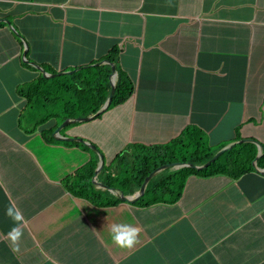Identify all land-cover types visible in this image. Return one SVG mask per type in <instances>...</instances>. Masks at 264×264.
Segmentation results:
<instances>
[{
	"label": "crops",
	"instance_id": "0c3cea01",
	"mask_svg": "<svg viewBox=\"0 0 264 264\" xmlns=\"http://www.w3.org/2000/svg\"><path fill=\"white\" fill-rule=\"evenodd\" d=\"M205 1L0 0V264H264V173L255 168L238 179L190 176L181 200L172 205L181 223L170 217L166 203L150 209L132 202L108 207L123 195L116 182L121 173L111 163L132 145L175 148L173 143L184 139L190 151L199 149L197 155H202L220 150L239 134L264 145L263 122L251 128L248 121L250 128L229 132L225 121L215 130V119L261 114L252 74L242 73L248 59L252 71L256 59L264 68V45H255L264 40V0H232L218 28H191L189 18ZM15 32L26 40H16ZM116 47V61L107 60ZM206 55V71L200 73ZM115 70L120 77L124 72L134 89L127 101L104 114L106 128L117 136H104V127L95 132L92 122H80L75 129H62L57 135L62 140L56 142L58 119L64 123L90 116L72 104L88 100L89 92L95 102L106 103ZM13 78L30 85L20 88ZM198 80L200 91L207 93L213 85L237 86L235 101L245 103L248 111L204 109L205 97L192 89ZM84 81L91 86L76 94V84ZM63 82L75 86L64 91ZM185 84L188 90L170 88ZM20 89L34 102L32 111L17 94ZM40 116L45 118L34 124ZM81 125L88 137L80 134ZM6 133L21 142L8 141ZM100 151L103 168L91 183L105 208L87 199L92 194L84 195L87 186L81 188L86 178L81 182L77 176ZM170 174L152 177L160 198L165 183L174 181L167 178ZM176 182L178 190L182 182ZM9 200L25 219L16 251L8 238L13 227L5 215ZM123 213L128 216L122 218ZM113 223L138 227L139 242L132 248L117 246L109 229ZM25 256L29 258L23 261Z\"/></svg>",
	"mask_w": 264,
	"mask_h": 264
},
{
	"label": "trees",
	"instance_id": "16d2710c",
	"mask_svg": "<svg viewBox=\"0 0 264 264\" xmlns=\"http://www.w3.org/2000/svg\"><path fill=\"white\" fill-rule=\"evenodd\" d=\"M217 5L219 7H223L225 10H228L230 6H232V0H228L226 4H223L221 0H217ZM119 54H120V50L119 48L116 47L114 50H111V55L107 58V60L115 62ZM83 70L87 71L85 69ZM75 76L76 74L70 77H75ZM91 83L90 81L77 83L75 87L76 94L77 92L81 91L80 88L87 91V88L91 86ZM63 84L65 85L64 91H67V88H72V86H75L68 84L67 82H63ZM53 88L54 87L52 86V89ZM133 92L134 89L133 86L131 85L130 79L127 77V75L124 72H122L120 80L116 87V94L114 96V101L112 106H117L121 103H124L133 95ZM89 93L91 95V92ZM90 95L88 100L83 99L79 102H76L72 104L70 108L75 109L78 106L86 113L95 114L100 110L103 103L98 105L94 101L93 97ZM54 99L58 100L60 98L57 97ZM76 99L77 97L75 96V100ZM176 143L177 145L175 148H173L172 145L171 146L164 145L159 147L132 145L131 162L126 163L127 167H125L123 170L124 174H121V178L119 180L118 179L116 180V182H118L117 185L121 187L124 193L128 194L130 193V189L135 187L136 183H137V188H139L153 169H155L161 164L169 162L170 159L172 158L175 159L178 155L180 156L181 161L192 163L195 165H201L211 160L217 153L216 151V152H209L208 154L202 153V155H197L199 149H194L193 151H190V149L187 148L189 147V145L185 142L184 139L177 140L173 144ZM203 145H204L203 141L201 140L200 137H198L197 146L201 148V146ZM257 154H258L257 146L255 144L236 146L233 149L227 151L225 154H223L215 163H213L206 170L200 171L189 168L182 169L176 173L173 172V174H170L169 176H167V178L172 177L174 179L177 178V175H182L183 180L187 181V179L192 175H198L202 177L227 175L232 178L238 179L241 176L245 175L247 172H250L251 170L254 169L253 161L257 157ZM125 157L127 156L119 155L111 164L117 166L118 170L120 171V169L123 168V162L121 160ZM263 160L261 161L262 166H264ZM91 162L92 163L90 165L88 166L85 165L84 167L80 168V170L77 171V176L81 178V182H82V176L84 175V177L86 178L85 184L86 186H89V188H87V190L85 191L84 195L89 196L91 193L92 195L89 196L87 199L91 200V202H96L99 200V196H98V192H96L92 187L91 179L92 176L94 175V171L97 166V161L93 160ZM127 173H130V175H128V177L123 178L122 176H124ZM184 186H185V182H182L181 186L178 188L176 192V196L173 198V201L177 200L179 196H181ZM156 187L157 186H155L154 180L152 179L147 187L146 196L148 197L149 193H153L154 196H152V198H155ZM81 188H85V186H81ZM168 189L170 191L173 190L171 183L168 185ZM81 192L83 194V191ZM118 203L119 201H114L111 204L117 205Z\"/></svg>",
	"mask_w": 264,
	"mask_h": 264
},
{
	"label": "clouds",
	"instance_id": "9594fccd",
	"mask_svg": "<svg viewBox=\"0 0 264 264\" xmlns=\"http://www.w3.org/2000/svg\"><path fill=\"white\" fill-rule=\"evenodd\" d=\"M229 10V9H228ZM228 10H225L223 7H219L217 5V0H206L205 3L203 5H201L200 9L197 10L195 12V17L193 19H190L189 18V24L191 26V28L195 25V24H198L200 26H204L208 29H216L219 27L220 24L223 23L224 21V16L225 14L228 12ZM1 19V18H0ZM2 23H5V22H2ZM9 25V23H7ZM16 34H18L17 32H15ZM19 38H16V40H23L25 41V37L24 36H20L18 34ZM26 46L27 44L24 43ZM206 57L207 55L205 56L204 58V61H203V67H201L204 71H206L205 69V60H206ZM28 63V62H27ZM30 64V63H29ZM83 70V69H82ZM71 72H75V71H71ZM77 74V72L75 73ZM73 74V75H75ZM73 75H70V76H73ZM120 79V78H119ZM119 82V81H118ZM114 101V100H113ZM98 105H100L99 102H96ZM113 104V103H112ZM105 105V104H104ZM103 105V106H104ZM102 106V107H103ZM101 107V108H102ZM100 108V109H101ZM110 108V107H109ZM100 111V110H99ZM107 112V111H106ZM105 112V113H106ZM97 113V112H96ZM95 113V114H96ZM104 113V114H105ZM103 114V115H104ZM89 115H94V114H89ZM102 115V116H103ZM99 118V117H98ZM75 119V118H73ZM97 119V118H95ZM93 119V120H95ZM92 121V120H90ZM226 119H222L221 121H219V124L217 125L216 129L217 130L220 126H222L224 123H225ZM83 122H88V121H81V123ZM78 124V123H76ZM75 125V124H73ZM71 125V126H73ZM58 141V139H56ZM72 140H74L72 138ZM254 141V142H246V141ZM257 143H261V142H258L256 140H252V139H245V140H242L239 139V137L237 136L234 141H232V143H228L226 145H224L220 150L217 151V153L215 154V156L211 159L213 160L219 153H221L222 151L226 150L223 154H225L227 151L233 149L234 147L236 146H241V145H246V144H255V145H258ZM262 144V143H261ZM260 146V145H259ZM263 146V152H262V156L261 158L257 161V163L255 164V161L257 159V157L260 155L261 153V150L258 152L257 154V157L255 158V160L253 161V167L264 173V166L261 165V161L263 160L264 158V145L262 144ZM87 147H90L91 149L92 148V145L88 146ZM261 147V146H260ZM96 153V152H95ZM222 154V155H223ZM98 155V157H97ZM97 155H96V161L100 164V160H102L104 162V156H103V153L100 151V152H97ZM119 155H126L127 157L123 158V163L124 165L126 166V163L128 162H131V148L127 149V150H124L122 152H120L119 154L116 155L115 159L117 158V156ZM221 155V156H222ZM220 156V157H221ZM114 159V160H115ZM113 160V161H114ZM121 160V161H122ZM112 161V162H113ZM210 161V160H209ZM217 161V160H216ZM178 161H173V162H167V163H164V164H161L160 166L162 165H166V164H172L170 167L168 168H165L163 169L161 172L163 173H170L173 174V172H178L179 170H182V169H187V167H181V168H178V164H174ZM187 163V162H186ZM207 163V162H206ZM204 163V164H206ZM215 163V162H214ZM204 164H201V165H196V166H203ZM195 165V164H194ZM263 165H264V160H263ZM127 167V166H126ZM159 167V166H158ZM210 167V166H209ZM208 167V168H209ZM103 168V164L101 165V167H99V169H96L95 170V175L99 177V175L101 174L100 173V169ZM124 166H123V170H124ZM207 168V169H208ZM156 169V168H155ZM170 169H174L175 171H170ZM191 169V168H189ZM206 170V169H205ZM254 170V169H253ZM251 170V171H253ZM121 171V169H120ZM119 171V172H120ZM201 171V170H200ZM203 171V170H202ZM121 173V172H120ZM151 174V173H150ZM157 175V174H156ZM156 175L154 177H156ZM144 183V182H143ZM142 183V184H143ZM150 183V182H149ZM149 183L147 184V186H145V188L143 190H141V186L137 189L136 193H134V188L130 189V193L126 194L124 193V191L122 189H120L121 193H123L122 197H120L121 200H119V203L117 205H119L121 202H132L133 205L135 206H138L142 209H150V208H153V207H156L158 206V204L160 203H166V204H169L170 205V208H169V212L168 214L170 215V217L181 223V221L176 217V212H175V208H173V204L174 203H177L181 200V196H183L181 194V196H179V198L175 201H173V198H174V194L177 192V188H176V185H177V182H176V178H174V181L171 183L172 184V188L173 190L170 191L168 189V184L167 182L165 183V195L161 196L164 197V198H160L157 196V193L156 194V197L155 198H152L151 196H146V190H147V187L149 185ZM95 186L98 185L97 181H95L93 183ZM185 184H186V181H185ZM86 186V184L84 185ZM102 187L106 188L107 190H111V187L109 186H104V185H101ZM87 188H89V186H87ZM86 188V190H87ZM95 190V189H94ZM96 191V190H95ZM98 193H100L99 191H96ZM167 194H170L169 197H167ZM93 205H97V206H100V203L98 201L96 202H92ZM111 206H114V205H109L108 207H111ZM102 208H105L104 206H100ZM5 215L12 221L13 223V227L11 228V230L9 231L8 233V238L10 239V241L12 242V244L15 246L14 247V251L18 250V242L20 241L21 237L23 236V224L25 223V219H24V216H23V213L22 211L19 209V207L16 205L15 202L9 200V203L8 205L6 206L5 208ZM109 229H110V234H111V239L112 241L119 247L121 248H132L134 247V245L139 242L140 240V235H141V231L138 227L136 226H133L131 224H125V223H113L109 226ZM53 264H55V261H53Z\"/></svg>",
	"mask_w": 264,
	"mask_h": 264
},
{
	"label": "rangeland",
	"instance_id": "374dc122",
	"mask_svg": "<svg viewBox=\"0 0 264 264\" xmlns=\"http://www.w3.org/2000/svg\"><path fill=\"white\" fill-rule=\"evenodd\" d=\"M223 2V4H226V2L228 0H221ZM252 7L254 6V3H252L251 5ZM231 9L229 8L228 12H230ZM260 44L264 45V40H257V43L255 44L256 46H259ZM26 63V62H25ZM249 59L243 63V73L242 75L244 74H252V81H253V84H254V94L255 96H257L258 98H260L262 100V108H261V114L260 116L256 117L254 113L250 112V115L249 116H246L244 117V119L242 118H239L238 117V114H233L232 117L230 118H227L226 119V125L225 127L228 129L229 132H233L235 131L234 129H239L241 131L242 128H253V126L255 125H258L259 123H264V68L261 67V64L262 62H258L257 59H256V66L255 68L253 69V71L250 69V66H249ZM26 64H29V63H26ZM30 65V64H29ZM30 71L32 72H37L36 70L34 69H29ZM96 69H94L95 71ZM200 73L202 72H205L202 68L199 70ZM25 73H26V69H25ZM14 81L18 84V86L21 87H26L30 84L26 83L25 80H17L15 78H13ZM200 79V78H199ZM198 85L196 86H193L192 89L194 90H197L198 91V94L202 95L205 97V101L203 103V108L204 109H210V110H228V111H235V112H241V111H248L247 110V105L245 103H238L237 101H235V98L237 96V90H238V87L235 86V85H213L214 89L211 93H207V92H201L200 91V87H199V80L197 81ZM171 90H177V91H183L185 88H189V85L188 84H185V87L184 86H174V87H170ZM27 89V88H25ZM200 91V92H199ZM17 94L19 95V97H21V99L25 100L24 102H26V106H29L28 110L27 111H32L33 110V104L34 102H31L29 97L28 96H25L23 95V92H22V89H20ZM115 106H113V109H114ZM27 117V112H25V114L23 115L22 117V123L24 125V121ZM45 118V117H42L40 116L37 120L34 121V124H40L41 120ZM238 118V119H237ZM47 119V118H46ZM45 120V119H44ZM215 120H219L221 121L222 119H215ZM248 121L252 122V126L250 127H247L248 126ZM88 122H92L93 125H94V131H98L100 128H105V131L102 133V135L104 136H111V137H116L117 136V132L115 130H111V129H107L106 128V124H107V121L105 120V116H101L95 120H92V121H88ZM58 127L57 129L63 124V122H61V119H58ZM83 123H86V122H83ZM81 123V124H83ZM111 124L112 123V120H111ZM78 126L77 124L73 125V128L72 129H75L74 127ZM82 127L81 129L84 130L83 132H81L80 134H82L83 136L85 137H88V133L89 131L87 130L86 126H80ZM63 133H65V131H63ZM35 134H41L40 130L38 129V131L35 133ZM34 134V135H35ZM54 136V134H53ZM78 136V135H77ZM120 138H121V144L122 146L124 145L125 143V139L123 137H121V135H119ZM49 137V136H47ZM103 137V136H102ZM56 139H58L57 136H55ZM241 138H244L241 134H239V139ZM6 139L8 141H15V142H21V140L19 139V137L14 134V135H11L9 133H6ZM75 139V138H73ZM78 141V144L81 146L80 150L85 152V144H84V141L81 139V136H78L77 139ZM242 140H245V139H242ZM56 142H60V141H56ZM83 142V143H82ZM76 147V146H75ZM155 147H158V146H155ZM106 151L105 154L107 155V157L109 156V150L108 149H105ZM173 161H178V162H184V161H181V158L180 156L178 155L175 159L172 158L170 159L169 162H173ZM160 166V165H159ZM157 168V167H156ZM96 170V169H95ZM170 171H175L174 169H170ZM121 174H124V171L123 169L121 168ZM94 174H95V171H94ZM128 175H130V173H127ZM177 178L181 181V182H184L183 180V177L182 175H177ZM119 189L121 188L120 186H118ZM137 183L135 184V189H134V193H136L137 191ZM148 196H154L153 193H149ZM128 216V214L126 213H123L121 215L122 218ZM29 256H25L23 257V261H26L28 260Z\"/></svg>",
	"mask_w": 264,
	"mask_h": 264
},
{
	"label": "water",
	"instance_id": "95a60500",
	"mask_svg": "<svg viewBox=\"0 0 264 264\" xmlns=\"http://www.w3.org/2000/svg\"><path fill=\"white\" fill-rule=\"evenodd\" d=\"M29 63V62H28ZM38 71H41L42 73L44 72L41 67L38 66ZM116 73V77L113 79V82L111 80V85H112V90H111V94L109 99L106 101L105 105L100 109V111H98L96 114L94 115H90V116H85L82 118H75V119H67L57 130H55L54 132V137L57 136L62 129H64L65 127L71 126L73 124L76 123H80L81 121H90L93 120L95 118L101 117L108 109L109 107L112 105L113 100H114V96L116 94V87L120 78V73L119 71L117 72V70H115ZM62 139H58V141H61ZM246 142H254V141H246ZM258 145L261 146V153L260 155L257 157L255 164L257 163V161L261 158L262 156V152H263V146L261 143H257ZM227 150V149H226ZM222 151L221 153H219L213 160L208 161L206 164H204L203 166H196L192 163H186V162H176L174 164H178V168L181 167H187V168H191L194 170H205L207 169L209 166H211L214 162H216V160H218L220 158V156L226 151ZM103 164V161L100 160V166ZM172 164H166V165H162L157 167L156 169L153 170V172L145 179L144 183L141 186V190H143L145 188V186H147V184L149 183V181L152 179V177H154L157 173L161 172L163 169L170 167Z\"/></svg>",
	"mask_w": 264,
	"mask_h": 264
}]
</instances>
